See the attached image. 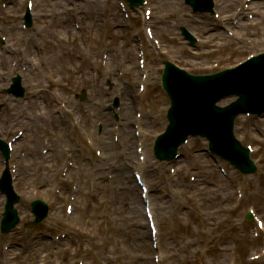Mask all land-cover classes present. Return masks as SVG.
Segmentation results:
<instances>
[{
	"label": "rangeland",
	"instance_id": "374dc122",
	"mask_svg": "<svg viewBox=\"0 0 264 264\" xmlns=\"http://www.w3.org/2000/svg\"><path fill=\"white\" fill-rule=\"evenodd\" d=\"M152 1L155 5H152L155 11L153 23L155 24L157 17H165L163 25L159 26L160 33L156 35L160 47L167 54L169 53L172 59L192 72H204L202 68L208 63L219 64V68L227 67L244 59L249 49L255 50L250 48L253 45L249 47V40L239 46L236 41L229 39L220 42L214 40L218 41L219 45L225 42L224 53L221 52L222 49L217 54H206V47L201 44L197 50L189 47L184 49L179 34L181 24L188 25L200 36L204 30L187 18H194L196 15L190 13L189 7L183 0L177 3L173 0ZM15 2L19 7L14 6L10 12H0V35L4 33L8 36V42L12 43L14 49L2 60L5 49L0 48V81L5 77L8 79L12 73L9 67L11 62L19 63L20 59L30 57V53L35 54L37 51L41 63L40 72L35 79H41L40 87L45 89L40 95L45 94L49 99L52 97L51 93L54 94V88L57 87L60 91L62 89V99L64 101L70 99L74 107V128L88 133L84 134L83 138L80 132L79 136L74 135V151L72 155H68V151L65 154V158L71 157V160H66L74 162V165L62 180L60 177L63 158L56 159L54 155H49L46 160H42V150L48 149L44 148L46 145L43 141L50 136L47 125L35 130L32 127L35 137L39 139L36 152L31 150L32 144L28 150L30 135H27L28 139L21 141L17 152L21 154L27 152L28 160L33 162L25 163L27 166L24 165L21 171V181L16 183V189L21 194L19 208L24 221L32 219L28 207L32 198L42 197L53 203L52 218L43 222L37 230L28 229L24 224L19 226L21 240L24 243H27L32 236L37 240L45 236L48 240V242L43 241L40 247L36 243L38 248L26 254L25 258H29L27 264H57V262L78 264V261L83 264H156L154 262L156 252L152 248L139 187L134 195L138 201L139 211L136 208L133 211V205L126 195L129 190L123 189L125 174L135 185L134 168L128 170L123 166L120 159L123 151L119 147L113 148V129L111 128L109 134L104 132L99 147L98 145L87 147V141L91 142L90 139H101L96 135L97 124L100 121L104 122V118L98 117V113H103L100 111L104 110L105 100L109 99L106 90L103 89L108 85L104 78L110 77L114 80L115 76L125 69L126 77L122 79L120 91L123 92L126 85L130 86L132 83V91L137 92L138 82L132 80L139 70L136 33L151 51L148 62L152 84L143 99L138 101L139 105L131 109L129 117L136 116V111L140 110L144 123L147 124L143 126L146 130L147 144L144 150L149 156L145 164L148 172L146 177L151 184L153 204L161 227L160 264H264V257L254 262L250 259L264 247V237L255 239L251 234L253 223L246 221L248 208L252 204L256 206L255 208H259L264 218V189L255 187L256 179H259L264 186V119L254 120L245 116L238 119L240 128L237 130L238 137L253 144L257 150L260 149L253 156L259 164V171L255 175L243 177L235 172L231 173L228 166L223 164L229 172V177H224L212 159L204 152H197L205 147V141L202 139L193 140L187 147L182 148V157L175 163H159L154 159L151 148L153 137L163 130L167 122L168 101L160 86L159 54L152 50L154 48L151 47L152 42L147 43L141 13L136 18L131 14V23L136 28L134 32L124 27L128 21L120 10L118 0H42L41 5L38 0L41 10L39 11L38 8L36 25L30 30V34H25L21 30L20 22L22 1ZM231 10L233 9L230 7L228 11ZM83 12H88L90 15L83 16L85 27H82V33L73 31V25L76 23L74 19ZM93 14L96 16L92 17ZM92 21L97 25L93 33L90 30ZM153 23H150L152 27H154ZM163 26L169 28L171 34H168L171 36L163 34ZM34 34H36L35 41H38L37 47L25 49L24 39L28 40V37ZM253 36H250V40ZM81 38L89 41L94 52H86L79 48ZM244 44L249 48L246 49ZM19 46L20 48L16 50ZM257 48L264 49V43ZM106 49L110 50V53L107 51L109 63L107 66L99 67L100 54ZM79 56H83L84 59H80ZM16 68L18 69L14 67ZM97 72L99 77L96 76ZM48 76L49 78H46ZM50 79H58V83L54 84L49 81ZM27 86L29 91H34V88ZM82 89H88L87 97L89 94L86 114L81 110V105L85 104V101L76 98V94ZM154 95H159V98H155ZM8 99H4L6 108L0 112V135L3 138L6 136L10 138L25 127L21 122L17 123L22 114V106L15 104L13 98H10L13 105L8 106L7 102L10 101ZM72 101L78 105V108ZM70 103L68 102L69 106ZM54 106L50 105V109L53 107L52 111ZM110 118L108 123L111 125L113 119ZM49 130L53 128L49 127ZM132 131L134 133L133 127L131 134ZM63 135L66 136L65 130L58 132V136ZM71 137L67 138L70 144ZM105 140L113 149L106 151L102 149L106 157L101 160L95 151L96 149L101 151L105 146ZM57 144L60 145V141H57ZM131 145L132 156L138 161L137 140H133ZM62 147L69 146L64 144ZM83 152L85 154L82 156ZM25 158L22 157L24 161ZM54 170L58 172L57 178H55L57 173H53ZM48 172H52L55 178L50 182H48L50 174ZM26 175H30V179L28 178L30 181H27ZM190 176L196 179L192 181ZM31 180L34 181V186ZM238 181L244 184L246 197L243 201L238 200L235 194V183ZM69 202H74L75 211L71 216L65 214V205ZM1 209L0 195V212ZM42 232L47 233L48 237L41 235ZM61 233L67 234L62 246L54 245L50 238Z\"/></svg>",
	"mask_w": 264,
	"mask_h": 264
},
{
	"label": "bare ground",
	"instance_id": "6f19581e",
	"mask_svg": "<svg viewBox=\"0 0 264 264\" xmlns=\"http://www.w3.org/2000/svg\"><path fill=\"white\" fill-rule=\"evenodd\" d=\"M178 1L179 0H173V2H176V3ZM241 2H242V0H215V4H217L218 7L221 9V11H223V13H225V14L228 12V9H230V7L231 8L234 7L235 3H241ZM251 9L254 11V19L251 20L250 22L246 23V24L242 22L240 24V27H244V24L246 25V28H249L251 26L256 27L254 29L256 30L257 34L262 36V35H264V0H252L250 3V6H249V10H251ZM245 12L246 11L243 9L242 12L239 13L240 18L246 17ZM184 17H187V16H184ZM187 18L192 23H195V21H197V23H199V24H204L205 29H208L209 23L205 22V20H200V19L192 18V17H187ZM197 26L200 27V25H198V24H197ZM250 32H251V34L255 35L254 30H250ZM214 36H215L214 34H211L209 36V39L210 40L214 39ZM225 38H227V36H225ZM207 39L208 38H205L206 41H207ZM206 43L211 45V41H207ZM253 72H254V75L257 76V73L255 71H253ZM183 85L184 86L186 85L185 82H183ZM187 89H188V86H187ZM187 89L186 90H182V89L179 90V99H180V96L183 92L184 93H186V91L188 92ZM191 99H192V102H190V104L177 103V105L175 106L174 114H176L177 117H179L181 119V122H190L191 123L197 118V113L199 112L197 104H199L200 102L198 100H195V98H193V97H191ZM242 100L245 102V97H243ZM73 105H76V103H74V101H73ZM183 105H186V106H183ZM130 109H131V102H129V98H127V100H125V102H124V106L122 109L124 116L127 118V121L130 119L129 114H128L130 112ZM47 114H48V112L45 111V112H41V116L36 115L37 118L33 120L35 122L34 124H36V126L40 123L45 124L47 122V120L45 119ZM203 116H205V114H203ZM218 116L219 115H215V117L213 118L214 120H212V121L215 123H218L220 120H215V119H218ZM175 118H176V116H175ZM204 119L205 118L203 117L202 118L203 122L200 123L199 126H204V127L209 126L208 124L205 123ZM194 124H196V121L193 123V126H196ZM178 127H180V124L177 125V128ZM107 131H109V128L107 129ZM125 132H127V131H125ZM31 136H32V143H33L32 148H33V150H36V145L39 142V139L35 137L33 129L31 130ZM111 146L112 145H110V143H108L105 140V149L106 150L113 149L114 147L112 148ZM124 160H125V154H124ZM129 163L134 164L133 158H132V160L128 158V160L124 163V165H127ZM123 185H125V187L128 188L127 190H129V193H127L126 195L128 196L129 201L133 205V211H135V208H136V210H138L137 209L138 208V206H137L138 201H137L136 197L134 196L135 190H136V185H133V183L130 181L129 177H126L124 179ZM130 196L132 198H130ZM102 244L103 243H101V245ZM24 251L25 250L22 251L20 249V251L16 252V253L14 250L6 252L7 253L6 254V260L7 261L10 260L12 255L15 254V258H16L18 264H22Z\"/></svg>",
	"mask_w": 264,
	"mask_h": 264
},
{
	"label": "water",
	"instance_id": "95a60500",
	"mask_svg": "<svg viewBox=\"0 0 264 264\" xmlns=\"http://www.w3.org/2000/svg\"><path fill=\"white\" fill-rule=\"evenodd\" d=\"M188 1H190V2L193 3L192 0H188ZM170 72L171 71L169 70L166 73V75H165V86L167 87V89L170 92H171V90H170V88H171L172 89V92H173L174 91V88H176V82L175 81H177V80L171 82L172 80L170 79ZM202 78H200V77H197L195 79H193V78L192 79L184 78V79L181 80V83L185 82V83H188L190 85H193V86H190V88L193 90V93L195 94L196 92H198V90L200 92V93H196L195 94V96H194L195 97V100H198L199 102H206L207 101V97L210 99V96H211L210 93H212V91H213V89L211 87H213L216 84V81H215V79H202ZM190 93L191 92L189 90H188V92L186 91V93H184V92L182 93V95L185 97V100H187L190 97V95H189ZM212 102H213V100H212ZM176 105H177V103H176ZM172 110L170 112L171 113V117H172ZM221 112L222 111L220 109H217V108H212V110L210 111L211 114H217V115H219L218 116V119H216V120H220L217 123V124H219V127L218 128L223 127L226 124V121H227V120H225V118H222L220 116V113ZM175 121H176V119H175ZM172 126L170 127V129L173 128ZM201 132H203L204 134H207L213 140V142H214V131L208 130V126H206V128H202ZM187 133H188V131H183V133L178 138V140L176 142V145H174L175 148L177 147V145L181 141V139H183L187 135ZM214 149L216 151H219L217 149V147H215V146H214Z\"/></svg>",
	"mask_w": 264,
	"mask_h": 264
}]
</instances>
